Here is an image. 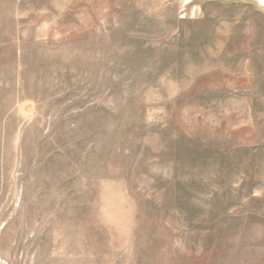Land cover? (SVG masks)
I'll return each mask as SVG.
<instances>
[{
  "label": "rangeland",
  "instance_id": "1",
  "mask_svg": "<svg viewBox=\"0 0 264 264\" xmlns=\"http://www.w3.org/2000/svg\"><path fill=\"white\" fill-rule=\"evenodd\" d=\"M0 264H264V5L0 0Z\"/></svg>",
  "mask_w": 264,
  "mask_h": 264
},
{
  "label": "bare ground",
  "instance_id": "2",
  "mask_svg": "<svg viewBox=\"0 0 264 264\" xmlns=\"http://www.w3.org/2000/svg\"><path fill=\"white\" fill-rule=\"evenodd\" d=\"M261 4H262V6L264 5V2H262V0H258Z\"/></svg>",
  "mask_w": 264,
  "mask_h": 264
},
{
  "label": "snow or ice",
  "instance_id": "3",
  "mask_svg": "<svg viewBox=\"0 0 264 264\" xmlns=\"http://www.w3.org/2000/svg\"><path fill=\"white\" fill-rule=\"evenodd\" d=\"M262 2H264V0H262Z\"/></svg>",
  "mask_w": 264,
  "mask_h": 264
}]
</instances>
